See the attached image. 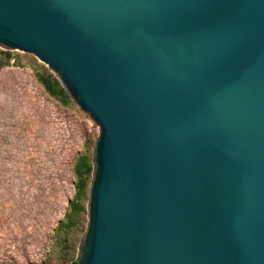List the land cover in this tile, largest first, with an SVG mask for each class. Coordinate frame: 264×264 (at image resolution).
<instances>
[{
	"label": "water",
	"instance_id": "1",
	"mask_svg": "<svg viewBox=\"0 0 264 264\" xmlns=\"http://www.w3.org/2000/svg\"><path fill=\"white\" fill-rule=\"evenodd\" d=\"M99 128L77 264H264V0H0Z\"/></svg>",
	"mask_w": 264,
	"mask_h": 264
},
{
	"label": "rangeland",
	"instance_id": "2",
	"mask_svg": "<svg viewBox=\"0 0 264 264\" xmlns=\"http://www.w3.org/2000/svg\"><path fill=\"white\" fill-rule=\"evenodd\" d=\"M55 83L35 57L0 45V264L80 258L100 132L67 94L46 92Z\"/></svg>",
	"mask_w": 264,
	"mask_h": 264
},
{
	"label": "trees",
	"instance_id": "3",
	"mask_svg": "<svg viewBox=\"0 0 264 264\" xmlns=\"http://www.w3.org/2000/svg\"><path fill=\"white\" fill-rule=\"evenodd\" d=\"M44 88L46 90V92L50 95L53 96L56 93L61 94L63 97H66V93L64 92V90L60 87L59 83H55L53 85H47L44 84ZM80 164H78V172L76 173V175L80 178V183H83L84 180L82 179V177H88L90 174V170H91V166L87 165L85 163L84 159H81L79 161ZM82 169V170H81ZM79 170H81V172H79ZM84 170V171H83ZM82 187L78 186L77 187V192L78 194L81 192Z\"/></svg>",
	"mask_w": 264,
	"mask_h": 264
}]
</instances>
